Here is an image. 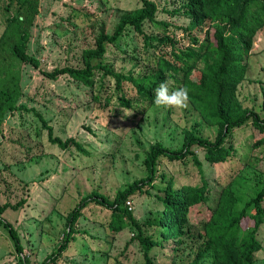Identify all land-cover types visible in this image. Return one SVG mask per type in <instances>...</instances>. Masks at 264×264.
Listing matches in <instances>:
<instances>
[{
    "label": "rangeland",
    "instance_id": "rangeland-1",
    "mask_svg": "<svg viewBox=\"0 0 264 264\" xmlns=\"http://www.w3.org/2000/svg\"><path fill=\"white\" fill-rule=\"evenodd\" d=\"M149 1L157 5V13L144 23L143 33L169 41L148 46L146 37L129 27L116 44L107 46L105 64L118 73L149 76L157 71L159 59L170 55L172 42L178 48L190 44L191 22L180 10L186 0ZM142 6V0H0V41L20 19L29 33L26 50L40 64L35 68L11 56L9 47L16 38L10 32L7 44L0 48V66L14 63L22 94L17 110L6 114L0 135V206L26 201L3 215L18 231L25 253L17 252L9 231L0 226V264H23L22 258L41 264L62 243L70 213L82 198L98 192L113 204L119 192L148 177L144 160L153 145L177 150L189 135L210 142L221 136V128L209 125L189 101L182 109L157 107L139 101L136 89L125 82L123 92L132 105L127 108L118 100L121 92L111 77L102 79L97 74L91 88L67 75L55 80L44 75L66 66L83 67V52L95 48L100 33L113 34L124 15ZM207 22L216 24L208 19L202 23ZM207 27L208 23L191 34L203 40ZM241 66L246 74L236 88V116L255 112L264 119V28ZM168 81L170 91L175 90L174 80ZM43 122L56 137L79 141L86 152L50 143ZM263 139L264 131L250 119L225 137L224 146L234 150L223 160H206L199 147L193 151L201 166L190 156L184 161L160 159L154 187H146L147 192H137L123 204L145 234L161 242L150 253L152 264H193L201 252L206 255L199 264H212L206 229L218 204L229 195V204L233 198L242 210L264 188ZM168 183L176 191L184 186L207 187V202L191 207L177 231L165 222L166 207L159 199ZM112 219V211L104 206L92 203L84 209L76 224L81 233L59 264H147L139 242L133 240L136 227L125 219L116 223L123 225L117 231ZM252 226L251 220L243 224ZM248 232L242 231L241 236ZM256 234L262 248L255 253V264H264V224Z\"/></svg>",
    "mask_w": 264,
    "mask_h": 264
},
{
    "label": "trees",
    "instance_id": "trees-1",
    "mask_svg": "<svg viewBox=\"0 0 264 264\" xmlns=\"http://www.w3.org/2000/svg\"><path fill=\"white\" fill-rule=\"evenodd\" d=\"M142 2L143 6L140 9L124 15L113 34L105 31L100 33L95 48L83 52V67L66 66L52 72H44V75L52 80L67 75L78 84L91 88H94L97 83V74L102 79L111 77L117 83L116 89L121 92L118 100L121 105L127 108H131L132 105L131 100L127 99L123 92L125 82L130 83L136 89L139 101L153 103L154 92L159 84L173 79L175 89L188 88V101L201 112L209 125H218L222 134L215 142L189 135L185 145L177 150L164 147L160 143L153 145L144 160V165L149 173L148 177L119 192L113 204L98 192H93L82 198L78 206L70 213L69 230L65 233L62 243L41 264H59L71 241L76 240L75 235L81 233L76 228V224L82 216L83 210L92 203L112 211V226L117 231L123 228V225H120L121 220L128 219L132 222L138 231L136 239L133 240L139 242L147 264H152L150 253L154 247H160L161 242L153 236H147L132 213L123 208V204L125 205L128 198L137 192L143 193L146 187H154L160 159L184 161L190 156L198 166H201V161L193 151L194 147L202 148L208 161L223 160L230 156L234 150L232 147L224 146L225 137L234 128L248 124V120L251 119L257 129L264 131V119L257 113L250 112L241 117L236 116V110H238L236 88L245 79L246 74V67H242L241 64L250 54L257 33L264 28V0H186V4L180 10L191 22L187 28L190 44L187 47L178 48L172 42L170 55H163L159 59L157 71L151 75L127 76L116 72L105 62L107 46L116 44L129 27L142 33L146 37L148 46H152L155 41L160 43L169 41L167 38H155L143 33L144 23L147 20L155 19L157 5L149 0H142ZM207 19L216 22V24L212 25L207 22L208 27L203 40L199 36L191 34L193 30L200 31L203 25L207 24L202 22ZM16 21L11 24L16 28L7 30L3 35L0 48L7 44L6 38L11 32V37L16 38V42L9 47L11 56L21 63L39 68V62L26 50L29 33L24 29L20 19ZM161 25L165 28L169 27L166 23H161ZM19 77L20 72L16 71L13 62L0 66V135L6 114L17 110V103L22 94ZM43 123L48 131L50 143L61 149L74 147L79 152H86L79 141L74 138L63 140L56 137L52 127L46 122ZM262 142L264 139L260 141V143ZM164 180L165 177H163ZM171 184H167L163 190L165 196L159 197V199L166 207L165 216L167 219L165 222L168 223V226L169 224L173 225L177 231L185 223L191 207L204 201L207 202L208 195H205L207 187L205 185L201 188L184 186L181 190L176 191ZM225 198L227 201H221L218 204L219 207L212 213L206 229L209 240L208 254L212 255V264H255V253L262 248L256 233L264 224V188L242 210H238L235 206V199H231V206L228 201L229 195ZM25 202L0 206V226H4L9 231L17 252L22 256H24L25 249L20 235L12 223L4 219L3 215L8 209H20ZM224 206L226 207L225 211H223ZM250 220L253 221V226L244 228L243 224H247ZM118 222L120 224L115 226ZM246 230H250V232L245 233L242 237L241 232ZM205 255L206 252H201L193 264H199ZM21 262L29 264L26 258H22Z\"/></svg>",
    "mask_w": 264,
    "mask_h": 264
},
{
    "label": "clouds",
    "instance_id": "clouds-1",
    "mask_svg": "<svg viewBox=\"0 0 264 264\" xmlns=\"http://www.w3.org/2000/svg\"><path fill=\"white\" fill-rule=\"evenodd\" d=\"M170 81H164L155 89L153 103L157 107L182 109L188 106L189 90L180 87L175 90L169 88Z\"/></svg>",
    "mask_w": 264,
    "mask_h": 264
},
{
    "label": "built area",
    "instance_id": "built-area-1",
    "mask_svg": "<svg viewBox=\"0 0 264 264\" xmlns=\"http://www.w3.org/2000/svg\"><path fill=\"white\" fill-rule=\"evenodd\" d=\"M127 206H128L129 209H131V208H132V204H131V202H128V203H127Z\"/></svg>",
    "mask_w": 264,
    "mask_h": 264
}]
</instances>
